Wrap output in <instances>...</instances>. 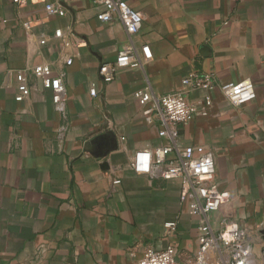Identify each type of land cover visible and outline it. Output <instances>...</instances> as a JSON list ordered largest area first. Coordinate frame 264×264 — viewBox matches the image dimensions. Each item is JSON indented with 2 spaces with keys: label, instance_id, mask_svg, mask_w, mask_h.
Wrapping results in <instances>:
<instances>
[{
  "label": "crops",
  "instance_id": "crops-1",
  "mask_svg": "<svg viewBox=\"0 0 264 264\" xmlns=\"http://www.w3.org/2000/svg\"><path fill=\"white\" fill-rule=\"evenodd\" d=\"M54 1L62 15H47L39 0H0V264H137L143 250L168 246L179 264L193 257L201 216L180 204L179 181L163 180L162 167L136 174L130 162L166 144L133 95L179 92L195 72L215 85L189 97L211 106L179 128L178 145L213 153L230 199L210 227L217 235L237 224L248 264H264V0H127L143 17L132 41L119 21L97 19L92 0ZM130 44L142 69L104 83L99 67ZM42 65L64 75L63 103L29 75ZM19 71L31 87L22 102ZM247 79L255 99L232 106L219 85ZM210 263L229 264L230 252L214 248Z\"/></svg>",
  "mask_w": 264,
  "mask_h": 264
},
{
  "label": "built area",
  "instance_id": "built-area-1",
  "mask_svg": "<svg viewBox=\"0 0 264 264\" xmlns=\"http://www.w3.org/2000/svg\"><path fill=\"white\" fill-rule=\"evenodd\" d=\"M21 7L23 0H11ZM47 15H62V9L54 0H39ZM100 9L97 19L101 23L119 21L130 41L138 36L143 25L140 12L131 8L127 0H92ZM60 38L61 32H55ZM44 43V42H42ZM79 41L77 46L82 45ZM72 58L65 61L70 66ZM137 48L130 44L121 49L113 63H104L99 67L98 74L104 83L112 82L122 70L142 69ZM48 65L30 69L29 75L41 78L46 89L53 93L55 104L63 103L66 99V88L63 74L50 76ZM17 95L15 100L22 102L31 92L29 79L24 71L16 74ZM215 85L211 73H192L183 80V89L179 92L157 96L147 88L136 92L133 96L143 107L145 122L149 125L157 123L159 137L166 142L153 150L136 151L132 156L130 167L139 175H149L154 167H162L161 177L165 181H179V202L187 205L190 213H198L201 218L198 226V249L193 257L185 264H211V254L214 248L219 252L220 247L230 252L229 264H248L250 248L244 231L237 224L229 223L223 231L215 235L209 224V215L229 202L228 192L220 191L215 181V159L210 151L202 147H180L178 145L179 128L187 125L197 112L199 106H204V112L211 106V99L206 96L200 100H191L192 93L207 91ZM222 95L234 107H241L253 101L256 97L255 88L250 80L236 84L219 85ZM95 96L94 90L90 91ZM198 156L195 157V154ZM169 227L173 225H168ZM176 248L168 246L163 250L145 249L142 251L137 264H179L176 260Z\"/></svg>",
  "mask_w": 264,
  "mask_h": 264
},
{
  "label": "water",
  "instance_id": "water-1",
  "mask_svg": "<svg viewBox=\"0 0 264 264\" xmlns=\"http://www.w3.org/2000/svg\"><path fill=\"white\" fill-rule=\"evenodd\" d=\"M104 137L102 136H99L97 138H95L94 140L91 141V143L89 145H92V144H97L101 139H103Z\"/></svg>",
  "mask_w": 264,
  "mask_h": 264
}]
</instances>
